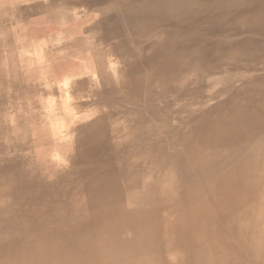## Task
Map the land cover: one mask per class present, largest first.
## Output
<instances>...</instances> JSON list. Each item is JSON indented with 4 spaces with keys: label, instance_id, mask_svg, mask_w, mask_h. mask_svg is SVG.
I'll return each instance as SVG.
<instances>
[{
    "label": "rangeland",
    "instance_id": "1",
    "mask_svg": "<svg viewBox=\"0 0 264 264\" xmlns=\"http://www.w3.org/2000/svg\"><path fill=\"white\" fill-rule=\"evenodd\" d=\"M238 94L264 95V0H0V238Z\"/></svg>",
    "mask_w": 264,
    "mask_h": 264
},
{
    "label": "bare ground",
    "instance_id": "2",
    "mask_svg": "<svg viewBox=\"0 0 264 264\" xmlns=\"http://www.w3.org/2000/svg\"><path fill=\"white\" fill-rule=\"evenodd\" d=\"M258 97L219 102L175 142L88 178L81 200L70 213L56 209L51 226L2 236L0 264H264ZM129 133L110 145L130 144Z\"/></svg>",
    "mask_w": 264,
    "mask_h": 264
}]
</instances>
